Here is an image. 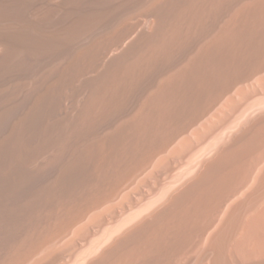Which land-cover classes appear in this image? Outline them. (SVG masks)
I'll use <instances>...</instances> for the list:
<instances>
[{
  "label": "bare ground",
  "instance_id": "1",
  "mask_svg": "<svg viewBox=\"0 0 264 264\" xmlns=\"http://www.w3.org/2000/svg\"><path fill=\"white\" fill-rule=\"evenodd\" d=\"M263 67L264 0H0V264H49L61 239L70 252L88 211L147 166L169 172ZM248 106L81 264H171L190 243L204 264H263L264 97Z\"/></svg>",
  "mask_w": 264,
  "mask_h": 264
},
{
  "label": "rangeland",
  "instance_id": "2",
  "mask_svg": "<svg viewBox=\"0 0 264 264\" xmlns=\"http://www.w3.org/2000/svg\"><path fill=\"white\" fill-rule=\"evenodd\" d=\"M139 19L140 20H143L142 21V23H145V20H146V15L145 14H143V15H140L139 16ZM264 67L263 68H261L260 70H258L256 73L255 72H253L254 73V75H252V74H250V76H248L247 77V79H245L243 82H241L240 84H239V87H241V88H243V91H244V93H245V96H247L246 98H244L240 103H239V105H238V109H235L234 111H236L235 113L233 112V115L231 114V116H230V118L229 119H227L226 121H225V123H223V124H221L220 126H218V128H216V129H218V130H216V129H214V132L212 131V133L210 134H207L208 135V139L207 138H204V140L202 139L201 141H200V143L199 142H197L196 144L197 145H194V147H192L189 151H187V153L185 152V153H178L177 155H176V153L175 154H171V160H172V163L170 164V165H172L173 164V167L172 166H168V169L167 170H170L169 172H165L164 173V170L163 169H161V170H163L162 171V173H161V170H159L160 171V173H159V171H157L158 169H156L155 171V173L156 174H154V177L152 176L153 174H151L150 175V173H151V170L148 168V166H147V168L145 169V170H142L137 176H135V177H133L131 180H129L126 184H125V189H124V191H121L119 194H118V196L117 197H115L114 199H110V200H108L107 202H105L104 204H102L101 206H99L98 208H95V209H92V210H90V211H88L87 213H86V215L82 218V221L84 222V220L86 221V222H88V231H90V232H88V231H86V232H84L83 234H81L80 235V237H79V241H78V239H77V241H78V244H75V245H73V247L75 248V249H73V247H72V249H71V251L70 252H68V250H66L67 248V243H68V246L69 245H71V244H73L74 242V240L72 241V242H70L71 244H69V242H67V240L66 239H64V241L61 239L60 240V248H57L56 250H54L53 251V257L52 258H54L55 256H57V258H58V256L59 255H57V254H59V253H61L60 255L61 256H59V258H58V260H57V258L55 257L54 259H52V260H50V261H52V262H49V264H52L53 262V264H60V261H61V264H81V261L82 262H84V261H87L88 259H89V257L91 256L92 257V255L91 254H89V252H91V251H93V250H96V251H98L97 252V254H99V250H101L103 247H105L106 245H108L109 243H111L114 239H115V237L117 236V235H119L121 232H119V229H120V231H122V229H123V227L125 228L126 226H128L130 223H132L133 222V220H135V219H138V218H140L141 216L140 215H142V214H145L144 213V210L143 209H145L146 208V204L149 202V201H151V200H153V202L154 201H156L157 200V198L158 197H160L161 196V193L163 192V187H164V185L166 184V183H168L167 181L169 180V179H171V178H173V179H175L176 180V177L175 176H180V174L181 173H184L183 171L184 170H187L186 172H185V174L187 175V174H193V172H192V170L193 169H195V166H196V163L198 162L197 160H196V158L195 159H193V157H194V153H196L202 146H205V144H207L208 145V143H211L210 142V140L212 141V143L211 144H216L220 139H218L220 136L222 137V135H224V133L226 134L227 132H230L231 131V129H233L234 130V128L236 129V127H237V125L239 124L238 123V121L240 122L244 117H246V115H248L250 112L248 111V109L246 110V108H248L249 106H248V104H252L253 103V101H256L257 100V98H259V97H264V92L262 91V92H260V89H259V87H260V85L258 86V84H260V82H264V75H263V73H264ZM261 72V73H260ZM261 77V79H259ZM258 80V81H257ZM263 80V81H262ZM258 83V84H257ZM241 85V86H240ZM243 85V86H242ZM136 86H137V89L135 90V88H136ZM136 86H134V87H132V88H130V89H127L128 90V92H125V91H127V90H124V92L122 91V97L118 100V101H120V102H118L117 101V104H118V106H120L121 107V105H122V108H123V105H124V108H127V110L128 109H130L135 103L134 102H136V99H137V96H138V93H139V87H140V84H137ZM134 88V92H133V90H131V89H133ZM255 88V89H254ZM247 89V90H246ZM246 90V91H245ZM257 90H259V91H257ZM130 91H132V93H134V96H133V94H131V92ZM254 91V92H253ZM120 92V91H119ZM249 92L251 93V95H249ZM130 93V94H129ZM258 93V94H257ZM126 94H127V96H126ZM136 94H137V96H136ZM130 95H132V96H130ZM244 96V97H245ZM126 97V98H125ZM130 97H131V99H133V100H131L130 99ZM253 97V98H252ZM124 100L126 101V102H124ZM129 102H128V101ZM245 100V101H244ZM122 101H123V103H122ZM132 102V103H131ZM125 103V104H124ZM121 104V105H120ZM127 104V105H126ZM242 104V105H241ZM218 103H217V106L216 107H218ZM128 106V107H127ZM215 107V108H216ZM220 107V106H219ZM218 107V108H219ZM222 108V107H221ZM241 109V110H240ZM217 110H219V109H216V111ZM216 111H213V114L214 113H217ZM246 111V112H245ZM240 114V115H239ZM232 117V118H231ZM238 120V121H237ZM229 121V122H228ZM236 121H237V123H236ZM236 123V124H235ZM225 124H227V125H225ZM234 125V127H232L233 125ZM223 125V126H222ZM225 125V126H224ZM230 125H232V126H230ZM221 126H222V128H221ZM228 126V127H227ZM227 127V128H226ZM231 127V128H230ZM221 128V129H220ZM226 128V129H225ZM230 130H229V129ZM217 133H216V132ZM219 131V132H218ZM215 133V134H214ZM222 133V134H221ZM215 135V136H214ZM219 136V137H218ZM218 137V138H217ZM220 137V138H221ZM208 140V141H207ZM217 140V141H216ZM196 146V147H195ZM198 146V147H197ZM195 149V150H194ZM192 151V152H191ZM168 152H169V149H168ZM169 154V153H168ZM181 155V156H180ZM183 155V156H182ZM184 155H187V156H184ZM193 156V157H192ZM174 157V158H173ZM176 157V158H175ZM178 157V158H177ZM184 157V158H183ZM192 160H191V159ZM175 159V160H174ZM176 160H178L177 162H176ZM180 160V161H179ZM190 162H188V161ZM191 160V161H190ZM193 160H194V162H193ZM195 160H196V162H195ZM193 162V163H192ZM194 164H195V166H194ZM176 165V166H175ZM191 165H193V166H191ZM170 167V168H169ZM172 167V168H171ZM187 167V168H186ZM190 168H192V170L190 169ZM173 170V171H172ZM149 171V172H148ZM188 171H189V173H188ZM158 172V173H157ZM178 174H177V173ZM180 172V173H179ZM149 173V174H148ZM167 173V174H166ZM169 173V174H168ZM148 174V175H147ZM174 174V175H173ZM152 176V177H151ZM160 176H161V178H160ZM163 176V177H162ZM165 176H166V178H165ZM169 176V177H168ZM156 180H155V179ZM163 179V180H162ZM164 179H167V180H164ZM169 180V182L170 183H172L174 186L173 187H177V186H179L182 182H179V183H176L177 182V180L175 181V180ZM151 180H152V182H151ZM158 180H162L160 183H159V181ZM154 181V182H153ZM173 181H175V182H173ZM163 182H166V183H164L163 184ZM159 183V184H158ZM175 183V184H174ZM152 184H153V186H152ZM156 184V185H155ZM160 184H163V185H160ZM151 185V186H150ZM159 187H162V188H159ZM159 188H157V187ZM153 187V188H152ZM157 189H156V188ZM150 188V189H149ZM152 188V189H151ZM157 190H155V189ZM161 189V190H160ZM126 190V191H125ZM159 190V191H158ZM130 193V194H132V196L130 195V194H127V193ZM157 193V195H156V193ZM160 192V193H159ZM155 193V194H154ZM164 193V192H163ZM123 194V195H122ZM159 194V195H158ZM125 195V196H124ZM148 195V196H147ZM152 195H154V196H152ZM155 195H156V197H155ZM123 196V197H122ZM122 197V198H121ZM131 197H132V199H131ZM150 197H153V198H150ZM120 198V199H119ZM125 198H127V200L125 199ZM140 198V199H139ZM148 198H150L149 200H148ZM131 200V201H130ZM125 201V202H124ZM127 201V202H126ZM264 201V199L261 201V202H263ZM115 202H116V205H115ZM131 202V203H130ZM141 202V203H140ZM126 203V204H125ZM140 203V204H139ZM129 204H131V205H129ZM134 204V205H133ZM118 205V206H117ZM128 205V206H127ZM136 205V206H135ZM103 206H104V208H103ZM115 206V207H114ZM137 206H139V207H137ZM116 207H117V209H116ZM123 209H122V208ZM136 207H137V209H136ZM115 208V209H114ZM120 208V209H119ZM110 209H111V211L113 210L114 212L113 213H108V214H111V215H114V217L113 216H111L110 215V217H108V219L107 218H104L105 217V215L107 214V212L108 211H110ZM96 210V211H95ZM98 210V211H97ZM141 210V211H140ZM150 210V209H149ZM119 211V212H118ZM141 212V214H140V212ZM143 211V212H142ZM148 210H145V212H147ZM93 212V213H92ZM102 212H103V214H102ZM136 212H138L137 214H135ZM127 214V215H126ZM132 214H135V216H133L132 217ZM138 214H140V215H138ZM92 215V216H91ZM97 215H99V216H97ZM129 215H131V217L133 218H131V219H129L128 220V222H130L131 220V222L128 224V222H126V223H123V224H121L123 221H125L128 217H129ZM89 216V217H88ZM104 216V217H103ZM137 216V217H136ZM86 217V218H85ZM90 219H88V218ZM91 217V218H90ZM93 217H95V218H93ZM97 217V218H96ZM124 217V218H123ZM135 218V219H134ZM117 219V220H116ZM91 220H95L94 222H95V224H94V222H92ZM101 220V221H100ZM119 220V221H118ZM120 220H122L121 222H120ZM96 221H97V223H96ZM100 221V222H99ZM114 221V222H113ZM99 222V223H98ZM116 222V223H115ZM79 223H81V221L80 222H78V223H76L74 226H72V227H77L78 226V224ZM116 224H118L117 226H116ZM111 225V226H110ZM121 225H123V227L121 226ZM113 226H115V227H113ZM71 227V228H72ZM91 227V228H90ZM117 227V229H115ZM92 229V230H91ZM109 229V230H108ZM111 231V232H110ZM116 232V235L114 234ZM107 235V236H106ZM106 237V239H102V238H105ZM111 238H110V237ZM77 238V237H76ZM80 238H81V240H80ZM109 238V239H108ZM112 239V240H111ZM76 240V239H75ZM110 240V241H109ZM66 241V242H65ZM76 241V242H77ZM109 241V242H108ZM104 242H105V244H104ZM106 242H108V243H106ZM96 244V245H95ZM103 244V245H102ZM92 245H94L93 247H91ZM192 245V243H190L189 245H187V247L186 248H189V250H185V253L183 252V253H181V255L183 256V254H186V255H184V257H182L180 254H179V256H176L172 261H171V264H174V263H176V264H204L205 262H203V260L200 258V252H199V250H198V247L196 248V247H194V246H191ZM192 248H191V247ZM101 248V249H100ZM59 249V250H58ZM63 250L65 251H67V252H63ZM194 250H195V252H194ZM84 251H86L85 252V254H86V256L88 255V257L84 260L83 258H85L86 256H85V254H84V256L82 255L83 253H84ZM96 251H95V253H96ZM198 252V253H197ZM67 255H66V254ZM95 253H94V255H95ZM55 254V255H54ZM96 254V255H97ZM188 254H191V255H188ZM195 254V255H194ZM62 255H63V258H62ZM70 255V256H69ZM95 255V256H96ZM196 255L198 256V258H196ZM81 256H83L82 257V259H81ZM181 256V257H180ZM80 258V259H79ZM177 258V259H176ZM181 258H183V259H181ZM189 258H192L191 260L189 259ZM200 258V260H198ZM62 259V260H61ZM78 259V260H77ZM188 259V260H187ZM196 259V260H195ZM64 260V261H63ZM175 260V261H174ZM184 260H186V261H184ZM194 260H195V262L196 263H194ZM261 260V261H260ZM58 261V262H57ZM183 261V262H182ZM260 261V262H259ZM198 262V263H197ZM258 262H259V264L262 262V259L261 258H259V259H257V261L256 260H254V262L253 263H251V264H258ZM85 263V262H84ZM247 264V263H246ZM263 264H264V261H263Z\"/></svg>",
  "mask_w": 264,
  "mask_h": 264
}]
</instances>
